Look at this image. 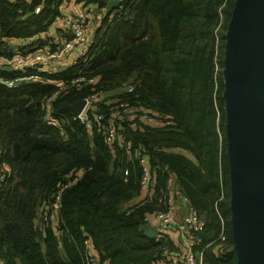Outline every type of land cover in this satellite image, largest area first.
Returning a JSON list of instances; mask_svg holds the SVG:
<instances>
[{
  "label": "trees",
  "instance_id": "1",
  "mask_svg": "<svg viewBox=\"0 0 264 264\" xmlns=\"http://www.w3.org/2000/svg\"><path fill=\"white\" fill-rule=\"evenodd\" d=\"M65 1L0 0V56L26 53L16 40L45 32ZM94 1L106 7L107 0ZM234 5L235 0H124L103 16L88 57L52 74L68 83L51 101L47 120L43 104L54 91L52 84L0 82V162L10 168L0 183L1 261L88 264L87 238L104 264H162V252L173 250V243L146 236L143 217L165 207L157 200L169 193L174 178L178 193L205 220L196 246L205 264L236 263L223 98L225 34ZM0 77L13 80L17 74L0 67ZM77 77L95 80L70 82ZM129 81L131 92L123 89ZM102 91L167 114L174 124L152 127L123 120L121 138L111 148L75 120L71 108ZM96 109L108 116L112 104ZM145 153L157 164L153 194L130 204L142 197L137 156ZM68 173L78 177L60 191L54 210L52 195ZM38 208L54 210L55 223L39 227ZM221 218L224 245L214 240Z\"/></svg>",
  "mask_w": 264,
  "mask_h": 264
},
{
  "label": "built area",
  "instance_id": "2",
  "mask_svg": "<svg viewBox=\"0 0 264 264\" xmlns=\"http://www.w3.org/2000/svg\"><path fill=\"white\" fill-rule=\"evenodd\" d=\"M119 1L120 4L116 8L122 7L124 0ZM41 6V4L36 5L34 11L38 12ZM106 12V8H100L94 0L65 1L60 6L59 15L45 32L32 38L16 40L17 45L27 49L26 53L17 50L11 57L0 56V67H9L10 71L17 74L15 79L1 82L10 87L15 86L21 80L52 84L54 91L44 99L43 104L44 115L47 120L50 115L51 101L65 89L68 83L55 79L52 74L61 68L71 66L77 59L84 60L88 57L96 30ZM63 60H67V62L61 66L60 63H63ZM94 80V78L77 77L71 79L70 82L74 84L80 82L94 83ZM123 86V89L127 92L133 90L130 81L123 84ZM77 101H82L83 105L79 111H73V118L81 122L88 131L100 134L104 142L111 148L113 143L121 138L124 129L123 120L138 119L144 125L152 127H169L174 124L171 116L167 114L136 106L121 96L109 98L103 91L94 92ZM110 102L112 109L109 111L108 116L97 111L96 106L98 104H108ZM137 157L141 171L139 184L143 193L142 196L144 200L150 199L153 194V172H155L157 164L150 163L147 153ZM123 174L126 176L128 169H124ZM8 177L9 172L0 169V183ZM66 177V182L58 184V190L52 195V209L59 207L60 191L73 183L77 179L78 173H68ZM178 195L175 179L173 178L169 183V193L163 194L157 200L159 204L165 207L151 214H146L143 217V222L145 225H152L159 230L173 227L178 232L180 245L176 250L169 251L165 249L162 252L165 257L161 260L162 264H205L202 250L196 249L205 220L198 210L189 204L184 195L183 200L187 203V209L184 213H181L183 204H179ZM42 217L44 222L49 221L50 223H53L55 219L51 211H43ZM214 240L218 241L220 245H224L227 240L222 218L220 219V231ZM83 252L87 257L88 264H104L100 262L98 253L87 238L83 240ZM0 262V264H8L5 261L0 260ZM151 264H154V262Z\"/></svg>",
  "mask_w": 264,
  "mask_h": 264
},
{
  "label": "water",
  "instance_id": "3",
  "mask_svg": "<svg viewBox=\"0 0 264 264\" xmlns=\"http://www.w3.org/2000/svg\"><path fill=\"white\" fill-rule=\"evenodd\" d=\"M119 4L108 0L106 11ZM225 38L223 98L235 264H264V0H235ZM82 105L76 101L72 110ZM18 150L14 143V154ZM144 234L157 236L151 225Z\"/></svg>",
  "mask_w": 264,
  "mask_h": 264
},
{
  "label": "crops",
  "instance_id": "4",
  "mask_svg": "<svg viewBox=\"0 0 264 264\" xmlns=\"http://www.w3.org/2000/svg\"><path fill=\"white\" fill-rule=\"evenodd\" d=\"M27 1H32V0H27ZM41 34V33H40ZM39 35V34H38ZM12 43H14V40L13 41H11ZM63 63H60L61 64V66L63 65V64H65L66 62H67V60H63L62 61ZM2 70H7V69H3V68H1ZM7 71H10V70H7ZM5 80H7V79H3V78H1L0 77V82L1 81H5ZM39 82V81H38ZM2 154H3V152L1 151L0 152V159H1V157H2ZM4 164V163H3ZM0 169L2 170H5L6 172H9V170H10V168H9V166H7L6 164H4V166L2 165V163L0 162ZM143 194V193H142ZM177 198L179 199V204H183V209H182V211H181V213H184L185 211H186V209H187V203L186 202H184V200H183V194H181V193H179V195L177 196ZM144 200L143 199V196L141 197V198H136L135 200H133L132 202H130V204H132V203H134V202H136V200ZM37 201V200H36ZM36 205V204H35ZM55 210V209H54ZM54 210H51V212L53 213V211ZM42 211H43V209L41 210L40 209V212H39V214H41L42 215ZM54 214V213H53ZM56 216V215H55ZM56 218H57V216H56ZM42 222V223H41ZM45 222L43 221V217L42 216H38V218L36 219V224H38V226L40 227L41 226V224H44ZM55 223V220L53 221V224ZM149 226V225H148ZM152 226V225H151ZM147 228V225H145V227H144V230ZM153 228L156 230V232L158 233V235L155 237V238H153V239H158V237L159 236H162L164 239H170L171 240V242L173 243V250H176L177 249V247H179V239H178V232L173 228V227H166V228H161L160 230L157 228V227H154L153 226ZM150 238V237H149ZM97 252V251H96ZM98 253V252H97ZM98 256H100L99 254H98ZM6 262V261H5ZM1 263V262H0Z\"/></svg>",
  "mask_w": 264,
  "mask_h": 264
},
{
  "label": "rangeland",
  "instance_id": "5",
  "mask_svg": "<svg viewBox=\"0 0 264 264\" xmlns=\"http://www.w3.org/2000/svg\"><path fill=\"white\" fill-rule=\"evenodd\" d=\"M22 81H24V80H21V81H19V83L20 82H22ZM116 92V91H115ZM107 97H110L109 95H107ZM36 203H37V201H36ZM40 212V209L38 208V213ZM40 216H42L41 214H40Z\"/></svg>",
  "mask_w": 264,
  "mask_h": 264
}]
</instances>
